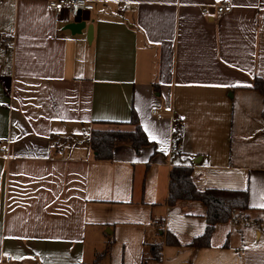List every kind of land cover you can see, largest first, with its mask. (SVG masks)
<instances>
[{
  "label": "crops",
  "instance_id": "1",
  "mask_svg": "<svg viewBox=\"0 0 264 264\" xmlns=\"http://www.w3.org/2000/svg\"><path fill=\"white\" fill-rule=\"evenodd\" d=\"M91 1L79 23L0 0V264H264V0ZM134 112L151 144L97 159ZM176 165L249 191L207 247L206 204H168Z\"/></svg>",
  "mask_w": 264,
  "mask_h": 264
},
{
  "label": "trees",
  "instance_id": "2",
  "mask_svg": "<svg viewBox=\"0 0 264 264\" xmlns=\"http://www.w3.org/2000/svg\"><path fill=\"white\" fill-rule=\"evenodd\" d=\"M253 86L264 94V83L261 79H257ZM130 123L135 125L134 130L94 129L92 131L90 144L97 159H112L114 148L120 144H131L136 150L151 144L137 113H133ZM182 200H199L207 206L206 229L202 235L192 241L190 244L192 247L209 246L218 223L232 220L239 211L251 208L248 190L216 188L200 190L195 184L192 168L176 165L170 172L168 204L175 205ZM160 249V245H155L154 255L157 261H160ZM100 258L101 255H98L94 264H99Z\"/></svg>",
  "mask_w": 264,
  "mask_h": 264
},
{
  "label": "built area",
  "instance_id": "3",
  "mask_svg": "<svg viewBox=\"0 0 264 264\" xmlns=\"http://www.w3.org/2000/svg\"><path fill=\"white\" fill-rule=\"evenodd\" d=\"M49 7L57 15H66L69 14L72 17H77L82 14L84 11H92L95 8V4L91 0H49ZM213 7L219 14H226L233 10V4L228 0H222L220 3L215 5H207L205 7L206 11ZM153 113L159 118H162L164 115L160 113L157 109L153 110ZM0 151L8 152L9 146L4 145L0 142ZM6 260H11V256H6Z\"/></svg>",
  "mask_w": 264,
  "mask_h": 264
},
{
  "label": "water",
  "instance_id": "4",
  "mask_svg": "<svg viewBox=\"0 0 264 264\" xmlns=\"http://www.w3.org/2000/svg\"><path fill=\"white\" fill-rule=\"evenodd\" d=\"M88 18H89V16L85 17L84 15L80 14L77 17L74 18V21L81 23L82 21L88 20Z\"/></svg>",
  "mask_w": 264,
  "mask_h": 264
},
{
  "label": "rangeland",
  "instance_id": "5",
  "mask_svg": "<svg viewBox=\"0 0 264 264\" xmlns=\"http://www.w3.org/2000/svg\"><path fill=\"white\" fill-rule=\"evenodd\" d=\"M115 130V129H114ZM264 217V216H263ZM248 224H250V223H248ZM248 224H246V225H244V230L243 231H245V232H247V231H249V228H248ZM262 228H263V230H264V224L262 225Z\"/></svg>",
  "mask_w": 264,
  "mask_h": 264
},
{
  "label": "snow or ice",
  "instance_id": "6",
  "mask_svg": "<svg viewBox=\"0 0 264 264\" xmlns=\"http://www.w3.org/2000/svg\"><path fill=\"white\" fill-rule=\"evenodd\" d=\"M261 207H264V205H261Z\"/></svg>",
  "mask_w": 264,
  "mask_h": 264
}]
</instances>
